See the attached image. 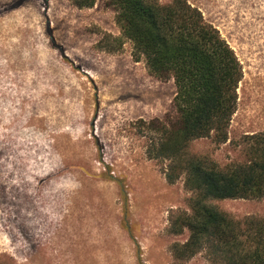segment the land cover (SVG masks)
Here are the masks:
<instances>
[{
	"label": "rangeland",
	"instance_id": "rangeland-1",
	"mask_svg": "<svg viewBox=\"0 0 264 264\" xmlns=\"http://www.w3.org/2000/svg\"><path fill=\"white\" fill-rule=\"evenodd\" d=\"M187 1L242 69L229 140L190 146L224 166L243 159V135L264 133V0ZM115 16L104 0H0V264H210L175 259L189 232L174 234L171 216L193 194L146 155L140 122L174 117L173 79L116 43ZM211 204L264 217V200Z\"/></svg>",
	"mask_w": 264,
	"mask_h": 264
},
{
	"label": "trees",
	"instance_id": "trees-1",
	"mask_svg": "<svg viewBox=\"0 0 264 264\" xmlns=\"http://www.w3.org/2000/svg\"><path fill=\"white\" fill-rule=\"evenodd\" d=\"M91 8L96 0H68ZM115 12L121 38L132 44V56L143 59L148 73L173 79L174 117L140 122L149 135L146 155L168 161L166 180L184 175L193 195L190 210L172 213L174 234L189 232L173 245L176 260L205 255L210 264H264V217L237 220L211 201L264 200V133L243 135V159L220 166L190 151L191 143L210 139L225 144L237 108L242 69L233 49L219 31L187 0H104ZM173 215H175L173 217Z\"/></svg>",
	"mask_w": 264,
	"mask_h": 264
}]
</instances>
